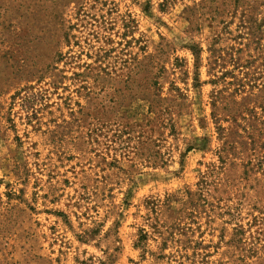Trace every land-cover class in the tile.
Instances as JSON below:
<instances>
[{"label": "rangeland", "instance_id": "rangeland-1", "mask_svg": "<svg viewBox=\"0 0 264 264\" xmlns=\"http://www.w3.org/2000/svg\"><path fill=\"white\" fill-rule=\"evenodd\" d=\"M0 264H264V0H0Z\"/></svg>", "mask_w": 264, "mask_h": 264}]
</instances>
